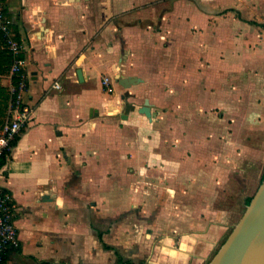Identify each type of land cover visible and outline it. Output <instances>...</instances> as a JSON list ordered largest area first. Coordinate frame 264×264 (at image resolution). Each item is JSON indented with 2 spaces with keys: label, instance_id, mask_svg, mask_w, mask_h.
I'll return each mask as SVG.
<instances>
[{
  "label": "crops",
  "instance_id": "obj_1",
  "mask_svg": "<svg viewBox=\"0 0 264 264\" xmlns=\"http://www.w3.org/2000/svg\"><path fill=\"white\" fill-rule=\"evenodd\" d=\"M4 7L33 106L0 161L18 231L6 263L205 264L264 178V0ZM117 72L142 79L127 114Z\"/></svg>",
  "mask_w": 264,
  "mask_h": 264
},
{
  "label": "built area",
  "instance_id": "obj_2",
  "mask_svg": "<svg viewBox=\"0 0 264 264\" xmlns=\"http://www.w3.org/2000/svg\"><path fill=\"white\" fill-rule=\"evenodd\" d=\"M0 31L3 34L4 46L12 53V63L9 73L12 81L9 86L8 119L4 122L0 132V161L7 156L14 140L33 117V106L26 101L29 73L24 45L17 40L11 29L10 19L5 13L4 0H0ZM103 84L107 91L112 92L114 86L111 77H103ZM54 86L60 88L59 82ZM15 205L11 194L0 185V264H7L5 255L7 249L17 244L18 231L15 223Z\"/></svg>",
  "mask_w": 264,
  "mask_h": 264
},
{
  "label": "water",
  "instance_id": "obj_3",
  "mask_svg": "<svg viewBox=\"0 0 264 264\" xmlns=\"http://www.w3.org/2000/svg\"><path fill=\"white\" fill-rule=\"evenodd\" d=\"M115 80L125 89L121 95V110L127 114L135 108L133 103L127 101V97L131 95L129 88L142 79L136 75L126 76L117 72ZM139 111L150 117L147 98ZM208 264H264V179L247 204L245 212Z\"/></svg>",
  "mask_w": 264,
  "mask_h": 264
},
{
  "label": "trees",
  "instance_id": "obj_4",
  "mask_svg": "<svg viewBox=\"0 0 264 264\" xmlns=\"http://www.w3.org/2000/svg\"><path fill=\"white\" fill-rule=\"evenodd\" d=\"M11 63H12V53L7 47L4 46L3 34L0 31V74L6 73L7 71H9ZM0 97H6V98L9 97V94L4 91V88L1 85H0ZM1 112H2V107H1V102H0V115H1ZM17 138L14 140L13 144L16 142ZM5 158L6 156L3 157V159ZM251 199H252V196L247 198V204L250 203ZM118 262H119L118 264H145L144 262L136 263L130 259L127 260L123 258H119Z\"/></svg>",
  "mask_w": 264,
  "mask_h": 264
},
{
  "label": "rangeland",
  "instance_id": "obj_5",
  "mask_svg": "<svg viewBox=\"0 0 264 264\" xmlns=\"http://www.w3.org/2000/svg\"><path fill=\"white\" fill-rule=\"evenodd\" d=\"M232 228H233V227H232ZM232 228L230 229V232H231ZM230 232H229V233H230ZM228 235H229V234H228ZM228 235H227V236H228ZM226 238H227V237H226ZM226 238H224L223 242L225 241ZM223 242H222V243H223ZM222 243H221V244H222ZM221 244L217 245V247L215 248V251L212 253V255L210 256V258L205 262V264H208V262L210 261V259L212 258V256L216 253V251H217L218 248L221 246Z\"/></svg>",
  "mask_w": 264,
  "mask_h": 264
}]
</instances>
